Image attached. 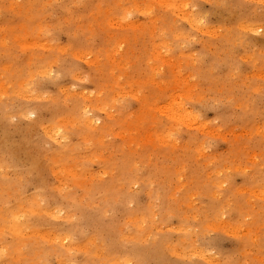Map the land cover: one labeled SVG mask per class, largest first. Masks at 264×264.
Here are the masks:
<instances>
[{"label":"rangeland","instance_id":"rangeland-1","mask_svg":"<svg viewBox=\"0 0 264 264\" xmlns=\"http://www.w3.org/2000/svg\"><path fill=\"white\" fill-rule=\"evenodd\" d=\"M0 264H264V0H0Z\"/></svg>","mask_w":264,"mask_h":264},{"label":"bare ground","instance_id":"bare-ground-1","mask_svg":"<svg viewBox=\"0 0 264 264\" xmlns=\"http://www.w3.org/2000/svg\"><path fill=\"white\" fill-rule=\"evenodd\" d=\"M176 113V112H175ZM177 115H179L178 113H176Z\"/></svg>","mask_w":264,"mask_h":264}]
</instances>
